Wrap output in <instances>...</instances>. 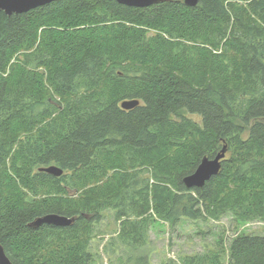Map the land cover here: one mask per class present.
I'll return each mask as SVG.
<instances>
[{"label":"trees","instance_id":"16d2710c","mask_svg":"<svg viewBox=\"0 0 264 264\" xmlns=\"http://www.w3.org/2000/svg\"><path fill=\"white\" fill-rule=\"evenodd\" d=\"M225 146L220 174L188 189ZM51 166L64 175L41 171ZM109 211L123 264H151L157 220L264 222V0L0 13V244L12 264H98L93 233ZM49 214L75 221L32 227ZM219 247L187 264H224L226 252L228 264H264V236Z\"/></svg>","mask_w":264,"mask_h":264},{"label":"rangeland","instance_id":"374dc122","mask_svg":"<svg viewBox=\"0 0 264 264\" xmlns=\"http://www.w3.org/2000/svg\"><path fill=\"white\" fill-rule=\"evenodd\" d=\"M189 119L201 124V118L185 113ZM146 173L144 178H150ZM119 224L113 212H107L104 220L97 224L93 233V242L90 248L98 264H123L127 254L109 246L116 238ZM264 236V222H250L236 227L232 215L222 220L213 219L192 222L181 220V223L172 227L168 223L156 221L151 225L149 239L153 252L151 264H187L190 257L213 256L219 252V243L222 241L227 250L231 242L240 235ZM222 262L228 264V253L221 255Z\"/></svg>","mask_w":264,"mask_h":264},{"label":"water","instance_id":"95a60500","mask_svg":"<svg viewBox=\"0 0 264 264\" xmlns=\"http://www.w3.org/2000/svg\"><path fill=\"white\" fill-rule=\"evenodd\" d=\"M61 0H0V13H5L8 16L26 14L37 8L50 5ZM119 4L134 7V8H148L155 4L161 3L164 0H116ZM188 7H197L200 0H183ZM139 101H125L122 103L124 110H132L139 106ZM227 147L225 146L222 152L214 159L205 157L195 173L187 176L184 179V184L188 189L203 188L205 184L211 180L212 177L217 176L221 172L222 161L226 158ZM47 174L55 177L64 175V170L51 166L41 170ZM74 219L67 218L61 215L49 214L38 218L33 224V228H40L44 225L66 227L74 223ZM0 264H12L8 258L4 247L0 244Z\"/></svg>","mask_w":264,"mask_h":264}]
</instances>
